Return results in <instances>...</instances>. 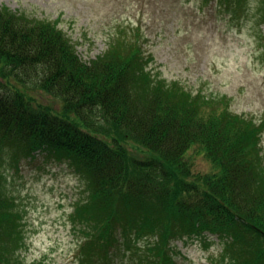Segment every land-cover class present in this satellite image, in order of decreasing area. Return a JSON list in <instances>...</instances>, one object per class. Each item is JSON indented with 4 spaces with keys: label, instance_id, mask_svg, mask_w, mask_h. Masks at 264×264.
I'll use <instances>...</instances> for the list:
<instances>
[{
    "label": "trees",
    "instance_id": "trees-1",
    "mask_svg": "<svg viewBox=\"0 0 264 264\" xmlns=\"http://www.w3.org/2000/svg\"><path fill=\"white\" fill-rule=\"evenodd\" d=\"M144 41L136 28L84 62L58 22L0 7V159L44 150L80 177L77 264H176L174 242L214 236L212 264H264V117L168 83ZM23 223L0 170V264H25Z\"/></svg>",
    "mask_w": 264,
    "mask_h": 264
},
{
    "label": "rangeland",
    "instance_id": "rangeland-1",
    "mask_svg": "<svg viewBox=\"0 0 264 264\" xmlns=\"http://www.w3.org/2000/svg\"><path fill=\"white\" fill-rule=\"evenodd\" d=\"M246 2L237 12L217 0H0V7L58 22L84 62L107 52L112 38L134 37L138 28L142 49L155 59L149 66L154 74L193 93L228 96L235 114L258 121L264 117L263 2ZM262 146L264 154V136ZM18 159L5 152L0 170L5 191L24 212L23 262L77 264L84 238L70 215L86 199L84 183L66 160L44 150ZM205 168L198 159L192 170ZM174 243L176 264H212L222 246L215 236L208 246L199 239Z\"/></svg>",
    "mask_w": 264,
    "mask_h": 264
}]
</instances>
